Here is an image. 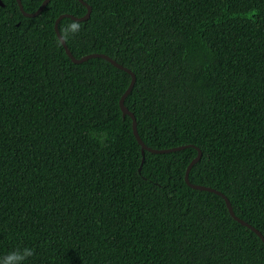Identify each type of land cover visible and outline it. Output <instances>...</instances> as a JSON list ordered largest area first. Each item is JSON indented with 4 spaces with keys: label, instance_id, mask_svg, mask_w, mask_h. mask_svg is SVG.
<instances>
[{
    "label": "trees",
    "instance_id": "16d2710c",
    "mask_svg": "<svg viewBox=\"0 0 264 264\" xmlns=\"http://www.w3.org/2000/svg\"><path fill=\"white\" fill-rule=\"evenodd\" d=\"M0 4V260L264 264V0ZM44 0H22L28 12ZM80 25L75 35L64 30Z\"/></svg>",
    "mask_w": 264,
    "mask_h": 264
},
{
    "label": "water",
    "instance_id": "95a60500",
    "mask_svg": "<svg viewBox=\"0 0 264 264\" xmlns=\"http://www.w3.org/2000/svg\"><path fill=\"white\" fill-rule=\"evenodd\" d=\"M18 1V4L20 6V9L21 11L23 12V14L25 16H28V17H34V16H37L39 13H41L44 8L47 6V4L49 3L50 0H44L42 2V4L39 6V8L34 11V12H28L25 10L24 8V5L22 3V0H17ZM82 1L88 8L87 12L85 15H82V16H77V15H74V14H71V13H63L61 14L57 19H56V22H55V31L60 39V41L62 42V44L64 45V48L66 50V53L68 54V56L76 63H80V62H83V61H87L88 59L90 58H93V57H102V58H105L106 60L110 61L112 64H114L115 66L127 71L128 73H130L132 75V79H131V82H130V85L128 86V88L126 89V91L124 92V94L122 95L121 99H120V106H121V109L123 111V115L126 116V115H129L131 116L132 118V123H133V130H134V134L136 136V138L138 139L139 143L142 145V152L143 154L145 153V150H149V151H152V152H171V151H177V150H180V149H183L187 146H190L189 144L188 145H179V146H174V147H170V148H163V149H156V148H152L150 146H148L141 138L139 132H138V127H137V119H136V116L134 115V113L126 106L125 104V99L126 97L130 94V92L132 91L134 85H135V82H136V74L128 67L122 65L121 63H119L118 61H116L114 58H112L111 56L105 54V53H99V52H94V53H89V54H86V55H83L81 57H76L72 51L70 50V48L68 47V44L66 42V40L64 39L63 35L61 34L60 32V28H59V23L60 21L64 18V17H71L72 19L74 20H77V21H83V20H87L90 18L91 16V11H92V7L90 4H88L86 1L84 0H80ZM0 4L1 5H4V2L2 0H0ZM202 156V151L199 149L198 151V154L196 155V157H194L192 159V161L189 163L188 167H187V170H186V174H185V180L187 181V183L189 185H191L192 187L194 188H197V189H201V190H208V191H212V192H215L221 196L224 197L225 201H226V204L229 208V211L231 213V215L236 219L238 220L239 222H241L242 224L248 226L249 228H251L253 231H255L264 241V235L263 233L258 230L254 225H252L251 223H249L248 221H246L245 219L239 217L235 211H234V208H233V205L230 201V199L228 198V196H226L222 191L220 190H217L216 188H213L211 186H207V185H203V184H197V183H192L189 179V174H190V171L193 167V165L195 163H197L200 158Z\"/></svg>",
    "mask_w": 264,
    "mask_h": 264
},
{
    "label": "clouds",
    "instance_id": "9594fccd",
    "mask_svg": "<svg viewBox=\"0 0 264 264\" xmlns=\"http://www.w3.org/2000/svg\"><path fill=\"white\" fill-rule=\"evenodd\" d=\"M80 31V25L77 22L70 24L65 30V35H75ZM34 255V251L31 248L24 247L22 249H17L5 255L0 264H23V262L29 257Z\"/></svg>",
    "mask_w": 264,
    "mask_h": 264
}]
</instances>
